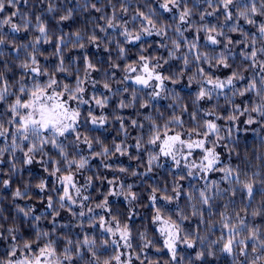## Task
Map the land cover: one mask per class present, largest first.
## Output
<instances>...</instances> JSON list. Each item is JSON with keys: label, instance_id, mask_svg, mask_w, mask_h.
Returning a JSON list of instances; mask_svg holds the SVG:
<instances>
[{"label": "snow or ice", "instance_id": "6c2138e0", "mask_svg": "<svg viewBox=\"0 0 264 264\" xmlns=\"http://www.w3.org/2000/svg\"><path fill=\"white\" fill-rule=\"evenodd\" d=\"M21 5H39V9L33 17L22 11ZM109 7L111 14L106 11ZM93 11L100 15L92 17L96 23L90 33L61 30L54 34L45 19V13L59 12L56 23L60 25L79 12ZM196 15L198 21L193 19ZM22 32L32 34V38L18 43L14 34ZM201 34L207 51H201ZM234 35L239 38L234 39ZM149 37L160 39L149 41ZM43 45L52 46V51H44ZM112 45L117 52L115 58L111 56ZM69 46L80 51L89 46L102 49L109 54L107 67L105 61L93 60L86 51L69 58L65 51ZM130 46L137 47L136 58L121 67L120 61L133 54ZM153 47L166 49L167 58L152 54L149 50ZM5 49L9 52L7 59ZM41 58L55 63H42ZM0 60V165H8L7 172L0 168V174L7 176L0 180V188H10L12 176L23 168L39 165L44 175L34 185L25 183L23 190L17 187L12 199H31L34 187L41 194L38 203L48 211V216L36 215L32 205H15L17 214L33 230L26 238L15 220L5 226L9 218L0 209V241L7 243L0 264H74L84 259L85 251L88 264H133V253L138 264H205L217 253L232 257L233 264H264V226L248 219L249 215L253 220L264 217V200L249 213L256 192L264 197V178L258 172L249 176L240 166L223 163L218 148L227 149L229 156L235 149L221 144L225 137L219 134L217 123L222 119L233 122L248 113L244 123L264 127V0H143L134 9L131 0H119L118 6L112 0H0ZM10 60L19 61L15 64L20 70L18 78L8 77L7 73L13 71ZM80 61L82 70L73 67ZM173 61L180 67H167ZM185 76L186 87L197 86L192 111L188 105H181L179 93L168 87L181 84ZM129 82L136 87L130 90ZM98 88L104 91L97 93ZM129 92L131 98L125 100L124 94ZM113 97L119 100L110 116L104 110ZM221 97L231 106L227 115L219 114V104L211 103ZM237 97L242 98L240 104L235 103ZM161 99H171L168 108L173 109L163 124L140 111ZM245 100L249 103L242 106ZM125 109H136V116L143 120L125 117L121 114ZM184 113L194 122L191 127L185 126ZM158 118L163 119V112ZM114 123L119 124L118 135L123 137L119 142L114 138L109 146L100 136L91 135ZM133 131L137 135L133 136ZM119 157L135 161L136 166L109 162ZM96 159L113 173L111 178L92 170L91 161ZM164 161H170V185L161 180L151 182ZM213 173L221 174L219 180L209 179ZM128 177L147 184L148 204H140L134 182L128 183ZM196 177L205 182L198 188L189 184L186 191L183 182ZM97 182L106 184L107 191L101 192L103 199L90 207L93 198L89 190ZM239 195L244 199L237 210L235 198ZM181 197L188 202L190 212L172 207ZM110 198H123L127 203L123 220L113 212ZM224 200L223 210L214 211L216 203ZM139 206L151 207L155 238L147 230L136 232L134 237L130 221ZM61 210L70 213L75 227L98 229L107 236L99 244L94 234L86 232L82 239H73L61 231L72 225L57 223ZM215 216L220 219L212 223ZM192 219L197 220L195 227H186L185 222ZM42 220H48L51 228H41ZM217 224L219 235L215 240L200 234L201 225H206L207 233H213ZM136 237L140 241L138 251L133 244ZM109 248L111 254L107 253ZM181 248L194 249V256L181 254ZM149 249L166 252L167 260L149 257Z\"/></svg>", "mask_w": 264, "mask_h": 264}, {"label": "trees", "instance_id": "16d2710c", "mask_svg": "<svg viewBox=\"0 0 264 264\" xmlns=\"http://www.w3.org/2000/svg\"><path fill=\"white\" fill-rule=\"evenodd\" d=\"M33 2L35 3V0H33ZM112 2L114 4H117V6L119 5V0H112ZM143 2V0H131L133 9L138 6L141 5ZM73 3H75V0H73ZM39 9V5H37L36 8H33L31 6H24L21 5V10L22 11H26L29 13L34 14L38 11ZM14 9H7L8 12L13 11ZM146 10V9H145ZM106 11L111 14V8H107ZM132 11V9H130V12ZM61 13H55L53 15H48L45 13V19L48 22V26L51 32H53L54 34H57L59 31H64V32H72V31H76V30H82V31H87L88 33H90L92 31L93 25L96 23V21H94L92 19V17H98L100 15V13H95L93 12H79L76 15H74V18L64 24H60L57 25L56 23V19L58 18V16ZM127 18V17H126ZM193 19L195 20H199L198 15L194 16ZM210 20H212V18H209ZM223 20V17H221V21ZM18 22V21H17ZM215 22V21H213ZM33 23H34V18H33ZM100 23H103V21H100ZM241 24H243V21H241ZM131 26V25H130ZM248 26L245 25V28H247ZM7 30V28L5 29ZM118 31V30H117ZM109 33L112 35H116V33H112V30H109ZM97 34L100 36H103L102 33H99V31L97 30ZM17 36V42H27L28 40H30L32 38V34L30 33H19V34H14ZM188 35L189 39H192V34L188 33L186 34ZM169 36H173L172 32H169ZM119 39H123L122 37H118ZM238 36L234 35V39H238ZM149 41H159L160 38L158 37H149L146 38ZM201 51H207L208 49L206 47H204V40H203V34H201ZM131 47V52L133 54H130L127 57L126 61H120L121 67L124 66V64L126 62H130L132 60H134L136 57L134 55V53L138 50L137 47L134 46H130ZM112 51H111V56L113 58L116 57L117 52L115 50V45L111 46ZM42 49L46 52H51L52 51V46L50 45H43ZM66 51V55L71 58V57H76V56H82L83 51H86L92 58L93 60H103L105 61L104 66L107 67V59H108V53L104 52L102 49L101 50H97L94 47H87L85 50L80 51V50H72L71 47L69 46L68 49L65 50ZM152 54H158V55H162L165 58H167V50L164 48H160V47H153L149 50ZM237 51H239V49H237ZM9 55V52L7 49H5V59H7ZM21 58H23V53H21ZM19 61H9V64L13 67V71L7 73L9 79H15L18 78L19 76V72L20 70L15 68V64L18 63ZM41 62L42 63H55L54 60L52 61H44L43 58H41ZM236 63L239 64L240 61L239 59L236 60ZM3 64V60H0V67H2ZM75 67H79L81 70L83 69V62L80 61L78 62L77 65L73 66ZM167 67H173V68H179L180 64L176 61L171 62V64ZM192 71H195V68L192 69ZM82 74V71H81ZM191 74V73H189ZM94 76H96L98 78V74L94 73ZM122 75V73L118 74L117 78H119V76ZM60 78H63V76H61ZM69 79H74V78H69ZM187 84V77L185 76L184 81L179 84V85H170L168 86L170 89H175L180 96V100L179 103L181 105H188L189 106V111L193 110V106H192V99L194 97V94L197 90V86L195 84L192 85L191 88L186 87L185 85ZM136 87L135 85H132L131 82H129V88L131 90V88ZM93 91L91 88H89V92ZM95 91H97V93L104 91L102 88H98ZM147 91V90H145ZM141 95H143L141 93ZM125 100L130 99V92L129 93H125L124 97ZM241 99L242 98H235V103L236 104H240L241 103ZM251 98H249L250 100ZM119 97H113V99L110 101V106L104 110V112L106 114H109L111 116V113L114 111V109L116 108V105L118 103ZM249 100H245L244 105L242 106H247L249 103ZM172 103L171 99H161L158 102H153V107H150L148 109H140V111L144 114V115H151L154 118H157V122L160 124H163L165 120H167L173 112V109L168 108V105ZM212 104H219V107L217 108V112L221 115H227L231 112V106L226 105L225 101L223 99V97H221L218 101L213 100L211 102ZM206 106L208 107L207 104H203L202 106ZM204 106V107H205ZM138 104H137V108H138ZM86 110V108H85ZM176 114H180L179 109H176ZM163 112V119H159V113ZM97 115L100 114V110L97 109L96 110ZM125 117H132V118H137L140 120H143V117H137L136 116V109H125L122 110V113ZM248 113H246L243 116H239V119L233 122H230L228 120H219L217 121L218 125L220 126V135L225 137V140H223L221 142V144H227L229 149H235V151L233 152V154L231 156H229L228 150L225 149L224 147H221L223 149L224 152V156H223V163L224 164H231L233 167L236 166H240L244 171H246L248 173L249 176L252 175V173L254 172H258L260 173L261 177L264 178V127L261 126L260 123H256V124H252V125H247L246 123H244L247 118H248ZM252 116L256 117L255 113H251ZM210 119H214V117H209ZM182 119L185 121V126L186 127H191L193 125V121L190 119L188 113H184L182 116ZM199 119V117H198ZM257 120H259V117H256ZM146 123V122H145ZM118 128H119V124L118 123H114V124H110L106 127V129H99L96 131H93L91 133V135L93 136H100L101 140H103L107 145H111L112 140L115 138L117 140V142H119L120 139H122L123 137L118 135ZM229 129H231V134H229ZM132 135L135 136L137 135L136 131L132 132ZM130 143L132 141H129ZM0 146H3V140H0ZM97 150H99V146H97ZM133 152L135 151L134 149L132 150ZM238 154V155H237ZM17 156H21V154L18 152ZM7 153L5 154V159H7ZM146 159V157H145ZM110 163H121L123 162L125 165H129L130 167H135L136 166V162L132 161L129 162L127 157H119V158H112L110 161ZM169 164L170 161H164V167L161 169H157L155 174L152 177V181L153 183L156 182V180H161L163 182H167L169 183V185L172 182V176L169 173ZM91 166H92V170L93 171H97L99 170L101 175H107L109 178L112 177L113 173L103 169L100 166V160L96 159L91 161ZM0 168H2L4 170V172H7L8 170V165L4 164V165H0ZM143 170V169H141ZM44 173L41 171L39 165H33L27 168H23V171L16 173L14 176H12L11 178V187L8 189H3L0 188V209H3V215L7 216L9 219L8 221L5 222V226H9L12 224L13 220H15V223L21 228V232L23 235H25V237H30L32 236V229L28 226L27 223L23 222V217L19 214H17L16 209H15V205L19 204L22 207H27L28 205H32L36 208V215H43V216H48V211L46 210L45 206L38 203V198L41 196V194L38 192V190H36L34 187L30 190V195H31V199H16L15 201H13L12 199V192L17 188L20 187L21 190H23L25 183L31 182V184H35L38 182L39 178L41 176H43ZM220 173H213L212 177L209 178L210 180L215 179V180H219L220 178ZM7 178V176L0 174V180H3ZM243 179V177H242ZM51 184V181H49ZM127 182L128 183H133L134 182V191H136L138 193V195L140 196V204L141 205H146L148 204L147 201V196L149 193V189L147 188V184L142 182L141 180H138L136 178H132V177H128L127 178ZM205 181L203 179H200L198 177L196 178H192L191 180H186L183 183L185 184V190H188V185L192 184L195 187H199L200 185H202ZM81 183H83V181L81 180ZM221 187H227L226 184H221ZM107 191V185L104 184L103 186H101L99 184V182H97V185L95 188L90 189L89 190V194L92 196V201L89 203V206H94V204L100 200L103 199V196L101 195V192H106ZM51 194V193H50ZM243 196L239 195L235 198L236 200V205H237V210L241 204V201L243 200ZM264 200V197H261L259 191L256 192L255 198L251 201V208L249 209V213L251 212V210L253 208H256L257 206H259L261 204V201ZM227 200L224 201H218L215 205L214 211H222V207L221 205L223 203H226ZM245 203H247V201H244ZM110 203H111V207L113 209L114 213H117L120 215V218L123 220L128 213V205L127 203L123 200V198H110ZM180 207L185 209L186 212H190V206L188 205V202L186 201V199L184 197H181V200L177 203V205H173L172 207ZM74 210L79 211L78 208H75ZM99 211V210H97ZM137 211V215L134 217V219H132L130 221L133 229H134V237L136 232L138 231H148V234L151 238H155L156 234L154 233V226L151 225L150 223V216L152 215V209L151 207H143V206H139L136 209ZM232 211V208H229V212ZM50 219V217H49ZM206 219H208V217H206ZM219 216H215L211 219L212 223H217L219 221ZM249 222L250 223H255L261 226H264V217H256L254 220L253 218L249 215L248 217ZM57 223H63V224H70L72 226H70L69 228H64L61 231L63 233L69 234L73 239L76 238H81L83 237V233H88L90 236L91 235H95L97 237V243L99 244L100 240L103 239L104 237L107 236V234H102L100 233V231L98 229L93 230L90 228L85 227L83 230H81L78 227H75L74 225L76 224V221L72 219V217L70 216V213L64 210H61V215L57 220ZM186 223V227L188 228H194L195 225L197 224V220L196 219H192L191 221L185 222ZM41 228L48 230L51 228V224L48 222V220H42L40 222L39 225ZM206 229V225H201V235H208L209 240H215L218 235H219V226L217 224V227L213 230V233H207L205 231ZM243 238V237H241ZM139 239L138 237H136L133 241L134 247L137 249V251L139 250ZM207 243V242H206ZM251 243V242H249ZM62 244V242H61ZM217 249L219 248V245L215 246ZM7 250V243L6 242H2L0 241V255H3L4 251ZM131 251V250H129ZM181 254L185 255L186 257L188 256H194L195 254V250L194 249H184L181 248L180 249ZM112 252V248L107 249V253L111 254ZM134 253H133V264H138V262L135 261L134 259ZM147 255L151 258H156L159 257L161 258V260H167V253L166 252H159L157 253L154 249H149L147 250ZM74 264H88V254L85 251V256L83 260H76L74 262ZM185 264H187V261L185 262ZM205 264H233V260L232 257L230 256H226V255H222L217 253L216 258L214 259H208L205 261Z\"/></svg>", "mask_w": 264, "mask_h": 264}, {"label": "rangeland", "instance_id": "374dc122", "mask_svg": "<svg viewBox=\"0 0 264 264\" xmlns=\"http://www.w3.org/2000/svg\"><path fill=\"white\" fill-rule=\"evenodd\" d=\"M171 84H169L168 86H170ZM205 106V105H204ZM206 107V106H205ZM218 151L222 153V156H221V159H223V156H224V152H223V149L220 147L218 148ZM212 177V174L209 175V178ZM121 251H123V249H120Z\"/></svg>", "mask_w": 264, "mask_h": 264}]
</instances>
